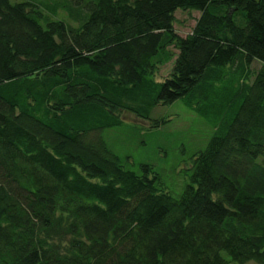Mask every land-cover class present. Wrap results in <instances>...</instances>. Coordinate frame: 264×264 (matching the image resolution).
I'll return each mask as SVG.
<instances>
[{
    "label": "trees",
    "instance_id": "1",
    "mask_svg": "<svg viewBox=\"0 0 264 264\" xmlns=\"http://www.w3.org/2000/svg\"><path fill=\"white\" fill-rule=\"evenodd\" d=\"M178 10L199 14L186 36ZM178 99L213 133L175 195L103 132L124 112L158 127L153 109ZM251 261L264 264V0H0V264Z\"/></svg>",
    "mask_w": 264,
    "mask_h": 264
},
{
    "label": "rangeland",
    "instance_id": "2",
    "mask_svg": "<svg viewBox=\"0 0 264 264\" xmlns=\"http://www.w3.org/2000/svg\"><path fill=\"white\" fill-rule=\"evenodd\" d=\"M198 15V12L178 10L175 14L177 32L182 36L189 34ZM58 17L72 21L62 10ZM170 66L165 65L158 78L167 75ZM122 117V124L103 132L109 148L120 157H128L134 163L131 165L134 169H139L141 163L154 165L162 181L175 195L179 194L188 180L182 168L191 164L193 155L204 150L212 136L213 129L208 121L186 106L182 99L153 109L152 119L166 121L158 127L152 126L151 119H142L128 112Z\"/></svg>",
    "mask_w": 264,
    "mask_h": 264
}]
</instances>
